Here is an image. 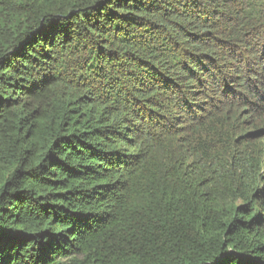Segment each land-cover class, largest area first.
Returning a JSON list of instances; mask_svg holds the SVG:
<instances>
[{
    "label": "trees",
    "instance_id": "trees-1",
    "mask_svg": "<svg viewBox=\"0 0 264 264\" xmlns=\"http://www.w3.org/2000/svg\"><path fill=\"white\" fill-rule=\"evenodd\" d=\"M0 264H264V0H0Z\"/></svg>",
    "mask_w": 264,
    "mask_h": 264
}]
</instances>
